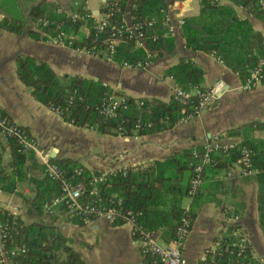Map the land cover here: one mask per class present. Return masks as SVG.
<instances>
[{"label":"trees","instance_id":"trees-1","mask_svg":"<svg viewBox=\"0 0 264 264\" xmlns=\"http://www.w3.org/2000/svg\"><path fill=\"white\" fill-rule=\"evenodd\" d=\"M112 1L105 0L100 13L107 11ZM126 1L118 0L119 11H114L110 25L118 27L121 17L128 14L132 24L141 25L144 48L134 47L133 39L128 38L129 34L124 30L113 48L111 61L119 66H144L162 54H169L174 48L173 38L165 25L166 8L170 0H132L127 11ZM220 1L198 0L197 14L183 18L179 27L180 38L184 50L214 54L242 82L258 59L263 57L264 49L260 34L252 30L246 19L238 18L233 7L240 8L263 24L264 8L259 0H226L231 6L220 5ZM74 12L78 19L72 22L68 16L56 13L54 5L43 0L28 12L29 19L36 22L37 32L28 31L27 35L42 40L40 33H50L55 25H61L59 29L72 36V47L104 53V40L110 34L109 27L97 32L92 28L95 22L82 7ZM38 20H45L47 25L42 27L37 23ZM80 21L86 24L85 35L79 32ZM150 21L152 25L147 26ZM24 26L25 20L20 17L0 19V29L12 35L21 33ZM148 53L155 55L150 57ZM15 72L17 79L29 89L36 102L57 113L67 124L91 128L99 135L139 137L165 132L176 125L193 104V98L187 105H181L173 96L167 101L125 97L126 108L117 111L114 118L105 119L99 115L98 108L104 95L111 91L98 81L80 76L58 78L45 63L36 62L28 56L15 59ZM165 74L173 80L174 87L181 90L201 88L202 71L189 60H179ZM260 86L264 87V77ZM138 102H142V105L138 106ZM261 130H264V124L251 122L226 131L227 137H240V141L227 151L220 149L210 154L209 163L202 166L199 174L202 183L192 196H188L187 191L193 176L192 167L197 159L191 151L196 150L200 154V148L183 149L161 161H153L140 170L127 167L104 173V180L96 184L95 198L105 206H113V202L118 199L120 205L114 207L121 213H135L137 224L148 231L159 232L161 241L168 243L173 239L182 217L192 223L196 210L204 200L216 203L213 199L201 198L200 191L208 181L239 164L240 149L250 151L254 168L264 167V142L253 138V133ZM6 143L10 159L5 167L0 165V192L13 194L17 184L23 183L30 193V196L18 194L28 222L0 209V225L7 228L5 248L22 250L9 260L12 264H84L68 240L61 237L53 225L54 212L67 211L62 205L51 207L52 199L58 195V183L39 175L41 166L31 153L21 155L16 152L13 142ZM51 162L62 170L63 179L71 183L79 182L86 187L81 201L91 200L88 181L92 176H98V172L88 171L77 162L67 159ZM253 179L257 186L258 227L264 239V171L254 175ZM184 199H189L187 210L182 205ZM45 213H53L49 221L44 219ZM225 217H230L228 210ZM72 218V222L83 224L80 219ZM111 224L121 225L120 219ZM236 229H239L236 225H225L220 237L214 240L215 248L205 254L201 264H260L252 258L249 245L237 255L238 250L232 247L238 239V236L232 235Z\"/></svg>","mask_w":264,"mask_h":264},{"label":"crops","instance_id":"crops-1","mask_svg":"<svg viewBox=\"0 0 264 264\" xmlns=\"http://www.w3.org/2000/svg\"><path fill=\"white\" fill-rule=\"evenodd\" d=\"M41 1L0 0V19L20 17L25 20L22 32L17 35L0 29V112L24 129L48 153L49 160L54 155L52 160L67 159L77 162L88 171L110 173L161 161L183 149H202L213 136H218L222 145L237 144L240 137H227L226 131L251 122L264 124L263 86L258 85L251 91L243 92L239 89L242 83L239 77L224 67L214 55L183 49L179 28L175 27L176 21L195 16L198 0L169 1L166 16L173 27L170 36L174 48L169 54H162L142 68L119 66L112 61L76 53L66 47L50 45L43 39L29 37L27 32H37V28L36 22L29 19L28 12ZM47 1L56 7V13L65 16L77 15L74 11L82 7L95 22L99 19L103 2ZM131 1H126V11L131 7ZM259 1L264 7V0ZM219 4L231 6L226 0H221ZM233 9L238 18L246 19L252 30L260 34L264 49V24L240 8ZM85 25L80 21L79 32L84 35L87 32ZM125 25H130L128 14L125 15ZM18 56H28L36 62L45 63L58 78L80 76L98 81L112 93L133 99L169 100L174 83L165 73L179 60H189L201 69L202 89H209L217 82L223 88L219 97L199 116L179 121L168 131L139 137L99 135L91 128H77L67 124L57 113L36 102L29 89L16 77L15 59ZM253 138L264 142V130L254 132ZM9 159V147L0 140V165L5 167ZM205 185L200 191V197L213 199L216 203L204 200L196 210L182 247L186 264H201L206 251L213 249L214 240L220 237L225 225H236L247 239L252 258L264 264V239L258 227L257 186L253 177L242 176L237 165H233ZM18 194L30 196L25 184H17L13 194L0 192V209L28 222ZM182 205L188 208L189 199H184ZM227 210L230 217H235V221L229 224L225 217ZM51 214L45 213L44 219L49 221ZM52 216L57 233L68 240L84 264H145L146 258L130 235L127 225H113L104 218L80 225L72 222L73 218L68 211L54 212ZM154 237L159 245L166 244L161 241L159 232H154Z\"/></svg>","mask_w":264,"mask_h":264},{"label":"built area","instance_id":"built-area-1","mask_svg":"<svg viewBox=\"0 0 264 264\" xmlns=\"http://www.w3.org/2000/svg\"><path fill=\"white\" fill-rule=\"evenodd\" d=\"M104 3L105 0H103L102 5ZM259 3L261 4L260 1ZM118 5V0H113L111 3V7L107 11L100 13L99 19L96 22L94 21V26H92V28L97 32H100L104 28L109 27L110 34L104 40L106 49L102 54L100 52H94L93 50L72 47V39L59 29L61 25H55L54 30L50 33H40L42 39L50 45L66 47L71 49V51L73 52L83 53L85 55L97 57L105 61H111L113 48L120 40L121 33L124 30L128 32V38L133 39L134 47L144 48L143 34L142 32H140L141 25L138 23L132 24L129 17L130 25L127 27L125 25L126 14L121 17L120 25L118 27L115 25H110V18L113 16L114 11H119ZM261 6L263 7L262 4ZM68 17L72 22L78 19L77 15H70ZM165 20L167 32L170 34L173 30V27L172 25H170L167 16ZM37 23L41 24L42 27H45L47 25V22L45 20H38ZM182 23L183 19L179 18L176 21L175 27L179 28ZM150 25H152V21L147 23V26ZM98 55L101 56L98 57ZM148 55L152 57L155 55V53H148ZM122 66L128 68L143 67L138 64L132 67L128 65ZM263 71L264 55L263 57L258 59L255 66L250 69L248 75L242 81L239 89L243 92H247L251 91L258 85L260 86L264 77ZM222 88L223 86L219 82L215 83L209 89L193 87L184 91L177 87H174L172 96L177 100L179 104L187 105L193 98V104L190 107V111L187 112L180 121H188L199 116L202 111L207 109L212 104V102H214L219 97ZM125 102V96L118 95L112 92L105 94L99 105L98 113L105 119L114 118L117 111L124 110L126 108ZM137 105L141 106L142 102H138ZM0 140L4 142H13L16 152L21 155L31 153L34 160L41 166L42 176L58 183V195L52 199L51 207H55L57 205L64 206L71 217L80 219L83 224L99 218H104L110 223L114 222L117 219H120L121 224H125L129 227L130 235L136 241L142 254L146 258L145 264H186L182 256V247L191 226V222L187 218L182 217L180 219V225L176 228L172 240L164 245H159L155 240L154 232L148 231L141 225L136 223L135 213L131 211H124L123 213H121L119 209L116 208L120 205V201L118 199L113 202V206H105L101 205L99 199L95 198V196L97 195V191L95 189L96 184L104 180V173H99L98 176H92L90 178V180L88 181V194L91 197V200L83 202L80 200V198L85 193L86 187L79 182L71 183L70 181L63 179L62 170L56 164L51 162V160H49L48 153L42 150L24 129L9 121L1 112ZM234 146L235 144L222 145L220 143V138L218 136H213L210 142L207 145L203 146L200 154L196 150L191 151L192 156L197 159V163L192 167L193 176L189 182V188L187 191L188 196H192L201 185L202 181L199 177V174L201 172L202 166L209 163L210 154L220 149L222 151H227ZM239 153L240 158L238 160L239 164L237 165V167L239 168L240 174L242 176L253 177L259 172L264 171V167H262V169H257L251 165L249 150L242 148L240 149ZM145 167L146 165H143L134 167V169L140 170ZM185 210H187V208H185ZM234 221L235 217L226 218V222L228 224ZM232 235L236 237L238 236V239L232 244V247H235L238 250L237 255H239L248 245L247 239L245 235L240 231V229L232 231ZM6 241L7 228L5 225H0V264H8L9 262L11 263V261L9 260L10 257L16 255L18 251L22 252L21 249L7 250L5 248ZM214 248L215 245L213 249ZM213 249L210 251H213ZM207 252L208 251H206V253Z\"/></svg>","mask_w":264,"mask_h":264},{"label":"water","instance_id":"water-1","mask_svg":"<svg viewBox=\"0 0 264 264\" xmlns=\"http://www.w3.org/2000/svg\"><path fill=\"white\" fill-rule=\"evenodd\" d=\"M53 157H54V155H51V156H50V159L52 160V159H53Z\"/></svg>","mask_w":264,"mask_h":264}]
</instances>
